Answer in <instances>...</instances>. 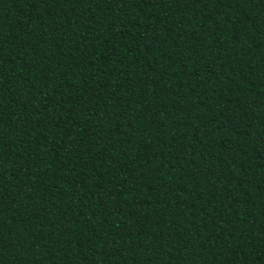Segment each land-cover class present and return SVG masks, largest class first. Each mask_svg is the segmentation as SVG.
<instances>
[{
  "label": "trees",
  "instance_id": "1",
  "mask_svg": "<svg viewBox=\"0 0 264 264\" xmlns=\"http://www.w3.org/2000/svg\"><path fill=\"white\" fill-rule=\"evenodd\" d=\"M0 264H264V0H0Z\"/></svg>",
  "mask_w": 264,
  "mask_h": 264
}]
</instances>
